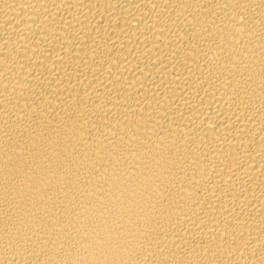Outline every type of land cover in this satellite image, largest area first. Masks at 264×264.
Segmentation results:
<instances>
[{"label": "bare ground", "instance_id": "bare-ground-1", "mask_svg": "<svg viewBox=\"0 0 264 264\" xmlns=\"http://www.w3.org/2000/svg\"><path fill=\"white\" fill-rule=\"evenodd\" d=\"M0 264H264V0H0Z\"/></svg>", "mask_w": 264, "mask_h": 264}]
</instances>
